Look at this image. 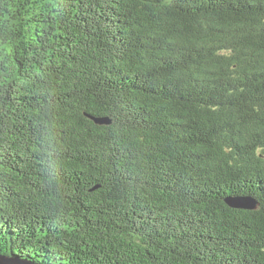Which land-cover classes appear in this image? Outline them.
<instances>
[{"label":"trees","instance_id":"trees-1","mask_svg":"<svg viewBox=\"0 0 264 264\" xmlns=\"http://www.w3.org/2000/svg\"><path fill=\"white\" fill-rule=\"evenodd\" d=\"M0 255L264 264V0H0Z\"/></svg>","mask_w":264,"mask_h":264},{"label":"water","instance_id":"water-1","mask_svg":"<svg viewBox=\"0 0 264 264\" xmlns=\"http://www.w3.org/2000/svg\"><path fill=\"white\" fill-rule=\"evenodd\" d=\"M89 117L92 118L95 121V123L99 125H106V124H110L111 122V120L105 118L100 119L92 116ZM226 202L232 208L242 209V210H255L257 207L256 201L252 198H233V199H228ZM0 264H36V263L28 260H20L13 256L5 257L0 255Z\"/></svg>","mask_w":264,"mask_h":264},{"label":"bare ground","instance_id":"bare-ground-1","mask_svg":"<svg viewBox=\"0 0 264 264\" xmlns=\"http://www.w3.org/2000/svg\"><path fill=\"white\" fill-rule=\"evenodd\" d=\"M218 12V11H217Z\"/></svg>","mask_w":264,"mask_h":264}]
</instances>
